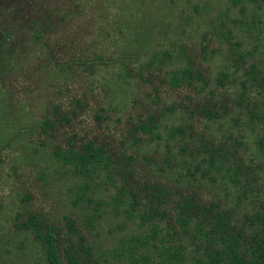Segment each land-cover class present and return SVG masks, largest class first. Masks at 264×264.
<instances>
[{"label":"rangeland","instance_id":"rangeland-1","mask_svg":"<svg viewBox=\"0 0 264 264\" xmlns=\"http://www.w3.org/2000/svg\"><path fill=\"white\" fill-rule=\"evenodd\" d=\"M251 65L259 70L258 86L251 85ZM185 66L203 82L171 88V72ZM263 102L264 0H0V264H46L41 244L21 227L30 214L53 229L59 250L76 242L64 224L72 219L94 255L104 253L98 264H120L113 253L120 239L146 232L108 208L92 229L83 226L81 208L72 204L79 188L95 202L107 201L113 187L100 173L82 183L54 158L68 140L75 149L101 145L120 162L133 155L137 170L154 171L165 129L189 121L194 145L200 134L212 144L239 139L237 156L257 162L247 202L264 195V144L257 145L264 123L246 120V108L256 106L260 115ZM171 105L158 139L133 142L127 130L137 118ZM204 108L215 111L212 121ZM176 140L167 145L178 168L185 153ZM142 155L152 163L142 165ZM198 196L223 193L209 184Z\"/></svg>","mask_w":264,"mask_h":264},{"label":"trees","instance_id":"trees-1","mask_svg":"<svg viewBox=\"0 0 264 264\" xmlns=\"http://www.w3.org/2000/svg\"><path fill=\"white\" fill-rule=\"evenodd\" d=\"M258 72L255 66H250L251 85L258 86ZM224 79L221 73L217 83L222 85ZM193 80L203 82V77L185 66L171 72L168 84L175 89L183 84L190 86ZM154 97L158 99L157 95ZM255 109L256 106L246 108L250 125L264 123V110L259 115ZM174 111L171 105L161 108L159 116L137 118L127 133L133 142L144 135L158 139L160 118ZM203 115L212 121L215 111L204 108ZM95 119L99 117L95 115ZM186 123L185 127L165 129L164 155L154 171L137 170L135 157L130 154L122 155L121 162L116 161L101 145L92 142L75 149L68 140L65 150L55 149L54 158L68 165L82 183L86 182L83 179L100 173L113 187L107 201L95 202L85 195V186L79 188L81 193L75 195L72 204L80 206L83 226L92 229L108 208L113 216L135 220L138 226L146 227L142 236L120 239V247L113 252L123 258L120 264H264V195L255 194L254 200L247 202L254 191L256 156L244 163L237 156V147H242V142L230 136L212 144L204 142L200 134L198 144L194 145L192 126L189 121ZM42 127L50 128L49 122L43 121ZM261 133L258 146L264 144V129ZM176 138L179 152L185 153L179 160V169L176 161L179 158L167 145ZM141 159L142 165L152 163L145 155ZM209 184L220 186L223 196L200 200L198 188ZM231 189L235 193L230 199ZM42 221L30 214L21 227L30 230L41 244L46 264H98L99 257H103L101 251L94 255L69 217L64 218V224L69 234L75 235L76 242L67 240L60 250L55 232Z\"/></svg>","mask_w":264,"mask_h":264}]
</instances>
